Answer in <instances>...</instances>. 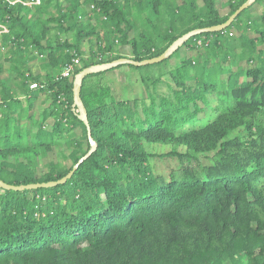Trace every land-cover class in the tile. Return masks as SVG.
Returning <instances> with one entry per match:
<instances>
[{"label": "trees", "instance_id": "1", "mask_svg": "<svg viewBox=\"0 0 264 264\" xmlns=\"http://www.w3.org/2000/svg\"><path fill=\"white\" fill-rule=\"evenodd\" d=\"M18 1L0 0V180L14 186L57 181L89 150L71 109L82 68L125 58V47L135 61L157 57L246 0ZM182 49L152 89L141 79V97L114 98L107 71L84 78L96 150L63 185L0 190V264H264V0L156 67ZM163 77L169 94L156 92ZM43 92L51 103L35 118ZM207 108L215 116L202 125ZM153 145L179 164L167 178L153 174Z\"/></svg>", "mask_w": 264, "mask_h": 264}, {"label": "water", "instance_id": "2", "mask_svg": "<svg viewBox=\"0 0 264 264\" xmlns=\"http://www.w3.org/2000/svg\"><path fill=\"white\" fill-rule=\"evenodd\" d=\"M254 2L255 0H246L228 17V19L224 22V24L222 23V24L212 26V27L200 28V29H194V30L188 31L187 33L177 38L162 54H160L157 57L145 59L142 61H135L130 58H119L118 60L116 59L111 62L91 65V66L85 67L84 69L82 68V70H80L77 74H75L73 78L71 109L73 113L77 116V119L81 121L86 127V131H87L86 139L88 140V143H89V150L87 151V153L78 160V162L73 166V168L64 177H62L61 179L57 181L14 186V185L6 184L0 180V190L18 192V191H24V190H36L40 188H51L57 185H63L64 183H66L67 180H69L72 177V175L78 169V167L95 152L96 144L93 141V139H91L92 136H91V132L89 128V122L87 119V112L84 107V104L82 103V99L80 97L82 83L86 76L91 75V74L100 73V72H106V71L118 68L119 66H123V65L143 67L146 65L157 64L164 60H167L174 52H176L179 48H181L183 44L188 41V39L201 35V34H205V33L221 32L224 29H226L232 24V22L237 18V16L242 11L251 7Z\"/></svg>", "mask_w": 264, "mask_h": 264}, {"label": "rangeland", "instance_id": "3", "mask_svg": "<svg viewBox=\"0 0 264 264\" xmlns=\"http://www.w3.org/2000/svg\"><path fill=\"white\" fill-rule=\"evenodd\" d=\"M200 2V1H199ZM86 8V7H85ZM89 11V6L86 8ZM65 36L61 35L60 38L64 39ZM82 47L84 48V52L87 55L89 50L88 42H85ZM122 49V48H121ZM185 50H180L178 54L170 59L168 63L161 67H156V64L146 65L143 67H130L128 65H123L121 68H128L129 72L124 73L123 76L120 75L119 77L114 78L113 80H108V83L112 89L113 96L116 99H132L135 97H141L146 88V84L141 82L142 78H148V88L152 89L153 86L149 83L153 81L156 76L163 72L165 67H174L180 65V60L185 57ZM195 53H192V57ZM172 86V83L167 79V77H163L160 83L155 87L156 92L158 94H169L170 89L169 87ZM211 105H215L214 99L211 100ZM206 118L201 123L206 124L208 121L212 120L215 116L213 112L209 108L206 109ZM204 114H201L200 117H205ZM170 150V146H162V145H153L151 147V152L156 154V157L150 159V165L153 171V174L163 176L165 178L168 177L170 171L176 170L179 168V164L176 160L172 158H161L159 155L164 154ZM208 156H211L208 155ZM53 161H61L59 154L54 155L52 157ZM48 158L43 159L40 161V170H45ZM202 162L207 164L208 160L206 157L202 159Z\"/></svg>", "mask_w": 264, "mask_h": 264}, {"label": "crops", "instance_id": "4", "mask_svg": "<svg viewBox=\"0 0 264 264\" xmlns=\"http://www.w3.org/2000/svg\"><path fill=\"white\" fill-rule=\"evenodd\" d=\"M253 14L256 15V12H253ZM82 50H84V48L82 47ZM121 53L124 55L125 58H130L132 59V56L130 55V52L128 50L127 47L125 48H122L121 50ZM186 53V52H185ZM192 55V53H191ZM39 61L37 62H34L31 66V70L33 73H36V72H40V67H39ZM129 72V69L128 68H121L118 67V68H115V69H112V70H109L107 71V74H106V78L109 80H113L114 78L116 77H119L120 75L123 76L124 73H128ZM113 94V92H112ZM51 103V100H50V93L49 92H43L42 94H40V96L38 97V99L34 102V107H33V110H32V115L37 118L38 115L40 113H42L45 109H47L49 107V104ZM52 122V119H48L45 123V128H49L50 124ZM25 123L26 121L23 120L21 121V124L25 126Z\"/></svg>", "mask_w": 264, "mask_h": 264}, {"label": "built area", "instance_id": "5", "mask_svg": "<svg viewBox=\"0 0 264 264\" xmlns=\"http://www.w3.org/2000/svg\"><path fill=\"white\" fill-rule=\"evenodd\" d=\"M20 3H22L24 6H28V7H32V6H37V5H40L41 1L40 0H25V1H18ZM89 9H93V6H89ZM4 31H6L4 29ZM197 45L198 46H201V42L198 41L197 42ZM79 64V59L78 58H74L72 59V61L67 64L64 68H62V72L60 73V77L61 78H68L71 73L73 72V68ZM39 87L38 84H35V83H32L30 84L29 88L32 90V89H37ZM60 101H65V99L63 97H59Z\"/></svg>", "mask_w": 264, "mask_h": 264}]
</instances>
